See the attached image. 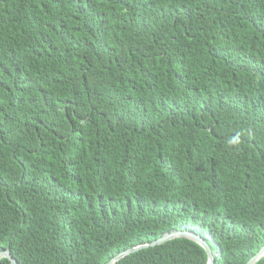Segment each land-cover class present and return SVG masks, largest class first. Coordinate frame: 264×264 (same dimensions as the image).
<instances>
[{
	"label": "trees",
	"instance_id": "16d2710c",
	"mask_svg": "<svg viewBox=\"0 0 264 264\" xmlns=\"http://www.w3.org/2000/svg\"><path fill=\"white\" fill-rule=\"evenodd\" d=\"M184 227L214 264L264 246V0H0V251L107 264Z\"/></svg>",
	"mask_w": 264,
	"mask_h": 264
},
{
	"label": "water",
	"instance_id": "95a60500",
	"mask_svg": "<svg viewBox=\"0 0 264 264\" xmlns=\"http://www.w3.org/2000/svg\"><path fill=\"white\" fill-rule=\"evenodd\" d=\"M178 237H185L189 238L191 240H194L198 244H200L207 252L208 261L207 264H214L215 263V257L216 253L212 251L210 244L200 235L199 233L189 230L186 227L174 230L169 233H165L162 237L146 244L137 245L132 248L126 249L123 252H120L116 256H114L112 259L109 260L107 264H115L117 261H119L121 258L127 256L130 253H133L135 251L140 250L141 248L148 247V246H154L156 244H160L163 242H166L168 240L178 238ZM264 256V246L254 255L246 264H254L257 260H259L261 257ZM2 258H7L11 261V264H17V261L13 258L11 252L9 249L0 251V261Z\"/></svg>",
	"mask_w": 264,
	"mask_h": 264
}]
</instances>
